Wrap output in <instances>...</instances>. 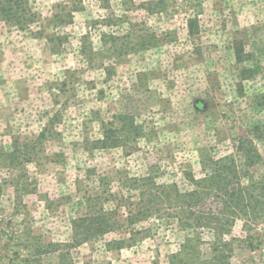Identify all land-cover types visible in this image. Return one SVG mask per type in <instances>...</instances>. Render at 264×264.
<instances>
[{"label":"rangeland","instance_id":"374dc122","mask_svg":"<svg viewBox=\"0 0 264 264\" xmlns=\"http://www.w3.org/2000/svg\"><path fill=\"white\" fill-rule=\"evenodd\" d=\"M17 1L36 19L0 0V264H264V0ZM226 160V231L126 223L130 180L188 195Z\"/></svg>","mask_w":264,"mask_h":264},{"label":"trees","instance_id":"16d2710c","mask_svg":"<svg viewBox=\"0 0 264 264\" xmlns=\"http://www.w3.org/2000/svg\"><path fill=\"white\" fill-rule=\"evenodd\" d=\"M11 2L12 8H10V13L8 14V22L10 21V23H13L14 21H16V24L20 25V27H23V23H30L35 21L36 13L34 14L33 12H31V9L29 10L28 8H26L21 10L22 8H20L19 2L17 0H9V5L11 4ZM21 5H23V3ZM21 11H23V17L25 15L27 16V14H30L28 18L25 17L22 18V20L17 18V13H20ZM249 160L252 162V165L255 163L253 159L250 158ZM222 164L223 165L216 168V174L208 180V183L204 181L206 182V187H203L201 192L196 191L188 195L179 194L178 190L174 187L157 188L152 178H145L144 180H130L129 182L131 187L139 189L143 196L140 202L130 203V206H134V208L130 210V213L126 217V223L129 224L128 226H134L137 223L143 222L154 216L160 219H162L164 216H167L168 220L171 218L179 219V225L185 228L187 227V220L196 215L197 217L194 218L193 223L195 226V230L199 229L200 227H206V229L210 228L211 230H213L215 235L222 233L224 230L226 231L231 226V224H233V220L237 212L239 213L243 211L245 193L244 189L241 187L240 182L236 183L234 190L232 189L231 192L227 188H230V182L226 181V177L230 178V175L233 174L234 178H236L237 172L238 175H240L239 170H237V167L235 165V161L226 160ZM220 179L225 180L227 182L225 183L226 185L222 186V181ZM140 181L142 182V184L139 183ZM150 189H152L153 191H151ZM154 189H157L158 191L155 192ZM214 192L216 194L218 193L223 197H225L226 195H228L229 197L223 198L217 196L219 199L216 200L217 204L213 203L209 206V201H207L206 196ZM103 194L104 192L102 193V197ZM172 197H175L176 199L172 200ZM179 197H181L185 202H182ZM167 199L170 200L164 202ZM186 199L189 200L186 201ZM109 200L110 199L105 197L104 199H92L90 202L100 204L103 201L108 202ZM122 204L123 200H120L117 204V211L115 209V211L112 212L111 215L114 216L113 218L115 219V221L111 222L110 225L107 224L110 222H108L105 218L99 215L100 219L97 218V220L102 221L101 224L103 227H100L99 232H102L104 230L123 228V226H121V224H119V222L117 221V217L120 214L119 210L121 209ZM164 204H167L166 210H162V205ZM99 209H102L103 211V208ZM179 209H181L182 212L186 211L187 219L181 216V212L179 211ZM196 209L198 210L197 214H195ZM97 213L101 212L98 211ZM84 223H86V221ZM107 225H109V227ZM199 241L200 236L198 235L196 236L195 241L192 242L193 244H188L187 240V245L184 247V249H189L190 253H192L198 246V243L200 244ZM219 254H217L214 259L215 261H219L222 264L224 259H226L227 257L224 254V250L220 255ZM178 261H181V258H178Z\"/></svg>","mask_w":264,"mask_h":264}]
</instances>
